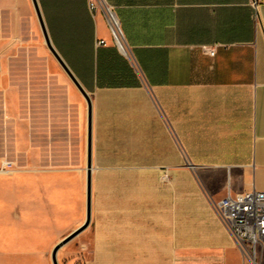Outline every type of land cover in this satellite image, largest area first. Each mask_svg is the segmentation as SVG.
I'll return each mask as SVG.
<instances>
[{
  "label": "crops",
  "instance_id": "obj_1",
  "mask_svg": "<svg viewBox=\"0 0 264 264\" xmlns=\"http://www.w3.org/2000/svg\"><path fill=\"white\" fill-rule=\"evenodd\" d=\"M89 2L37 0L92 104L89 264H243L211 200L264 192V0H106L126 52ZM50 56L33 1L0 0V181L41 166L46 70L77 105L87 181V102Z\"/></svg>",
  "mask_w": 264,
  "mask_h": 264
},
{
  "label": "rangeland",
  "instance_id": "obj_2",
  "mask_svg": "<svg viewBox=\"0 0 264 264\" xmlns=\"http://www.w3.org/2000/svg\"><path fill=\"white\" fill-rule=\"evenodd\" d=\"M50 57L58 64L54 56ZM38 61L47 65L45 58ZM61 71L65 72L62 67ZM41 80L49 85L45 88L48 96L40 105L45 124L42 162L38 168L17 167L16 175L0 181V264H52L54 246L86 218L85 142L79 134L77 105L68 103L63 84L49 71L42 72ZM58 107L72 135L60 157L53 153L49 136ZM26 158L15 159L23 165ZM91 250L92 235L86 228L59 250L58 262L89 264Z\"/></svg>",
  "mask_w": 264,
  "mask_h": 264
},
{
  "label": "built area",
  "instance_id": "obj_3",
  "mask_svg": "<svg viewBox=\"0 0 264 264\" xmlns=\"http://www.w3.org/2000/svg\"><path fill=\"white\" fill-rule=\"evenodd\" d=\"M261 1L253 0V7L257 9ZM89 5L92 11L101 9L104 12L114 43L126 52L123 32L114 9L106 0H90ZM104 43L103 40L99 42L100 45ZM10 167V161H3L0 171H9ZM211 203L241 252L243 264H263L264 192L253 190L236 195L227 194L218 201L211 200Z\"/></svg>",
  "mask_w": 264,
  "mask_h": 264
},
{
  "label": "water",
  "instance_id": "obj_4",
  "mask_svg": "<svg viewBox=\"0 0 264 264\" xmlns=\"http://www.w3.org/2000/svg\"><path fill=\"white\" fill-rule=\"evenodd\" d=\"M35 11L41 26V29L43 31L45 43L53 56L56 58L58 63L61 65L65 73L68 75V77L71 79V81L74 83V85L77 87V89L80 91V93L83 95L87 102L88 106V131H87V181H86V218L84 223L76 228L74 231H72L70 234H68L66 237L61 239L53 248L51 252V261L52 264H59L58 262V252L59 250L67 244L70 240L75 238L78 234H80L82 231H84L91 222V196H92V185H91V121H92V104L91 99L87 92L83 89L79 81L76 79V77L73 75L67 64L64 62L62 57L57 54L55 48L53 47L49 36L47 34V30L37 3V0H32Z\"/></svg>",
  "mask_w": 264,
  "mask_h": 264
}]
</instances>
